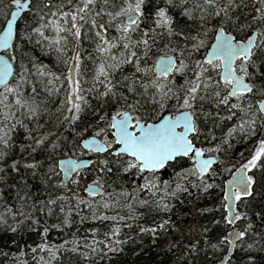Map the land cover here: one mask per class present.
Listing matches in <instances>:
<instances>
[{
    "label": "snow or ice",
    "instance_id": "obj_1",
    "mask_svg": "<svg viewBox=\"0 0 264 264\" xmlns=\"http://www.w3.org/2000/svg\"><path fill=\"white\" fill-rule=\"evenodd\" d=\"M11 6L0 257L111 264L147 241L167 264H264V0Z\"/></svg>",
    "mask_w": 264,
    "mask_h": 264
},
{
    "label": "trees",
    "instance_id": "obj_2",
    "mask_svg": "<svg viewBox=\"0 0 264 264\" xmlns=\"http://www.w3.org/2000/svg\"><path fill=\"white\" fill-rule=\"evenodd\" d=\"M13 7L11 6V0H0V23H3L5 16L8 18L10 17V13L12 11ZM23 15H27V13H24ZM19 22L23 24V19L20 18ZM43 59V57H42ZM47 62V61H46ZM237 149L239 150V145L237 146ZM94 177L93 173H90L87 177L84 178L82 181V184H86L87 182H90V180ZM192 192H195V189L191 190ZM217 197V192L212 191L209 196H202L199 203L201 205H207L212 206L213 200ZM187 207V205H185ZM2 210V209H0ZM85 211H87L85 209ZM91 222L86 221L84 225H79L78 221L76 224L73 225L71 232L65 231L64 238H68L72 232H79V234L84 235L85 229L89 226ZM0 235L3 236V241L0 242V247H3V244H7L8 247L3 248L4 251H8L9 248H11L13 251H15V248L11 245L9 241V236L11 234H3L0 233ZM23 236V240H29V234L24 233L21 234ZM50 238L56 242H59L60 239V233L58 232H52ZM0 264H8V261L5 260L3 257H0ZM96 264H109L108 260H97ZM111 264H167V257H165L161 252L159 248H149L148 242L145 241V252L142 253L140 256L136 257L131 254V248L130 246L125 249V252L123 254H117L112 257Z\"/></svg>",
    "mask_w": 264,
    "mask_h": 264
},
{
    "label": "water",
    "instance_id": "obj_3",
    "mask_svg": "<svg viewBox=\"0 0 264 264\" xmlns=\"http://www.w3.org/2000/svg\"><path fill=\"white\" fill-rule=\"evenodd\" d=\"M13 10H14V8H13ZM13 10H12V11H13ZM22 15H23V14H22ZM9 18H11V17H9ZM20 18H21V16H18V17H17V20L19 21Z\"/></svg>",
    "mask_w": 264,
    "mask_h": 264
},
{
    "label": "flooded vegetation",
    "instance_id": "obj_4",
    "mask_svg": "<svg viewBox=\"0 0 264 264\" xmlns=\"http://www.w3.org/2000/svg\"><path fill=\"white\" fill-rule=\"evenodd\" d=\"M13 10V9H12Z\"/></svg>",
    "mask_w": 264,
    "mask_h": 264
}]
</instances>
